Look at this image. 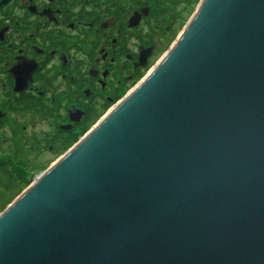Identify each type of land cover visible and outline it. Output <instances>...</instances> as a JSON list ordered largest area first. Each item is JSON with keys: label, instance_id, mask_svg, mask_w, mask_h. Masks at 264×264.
Masks as SVG:
<instances>
[{"label": "water", "instance_id": "obj_1", "mask_svg": "<svg viewBox=\"0 0 264 264\" xmlns=\"http://www.w3.org/2000/svg\"><path fill=\"white\" fill-rule=\"evenodd\" d=\"M0 264H264V0H203L0 214Z\"/></svg>", "mask_w": 264, "mask_h": 264}, {"label": "flooded vegetation", "instance_id": "obj_2", "mask_svg": "<svg viewBox=\"0 0 264 264\" xmlns=\"http://www.w3.org/2000/svg\"><path fill=\"white\" fill-rule=\"evenodd\" d=\"M202 2L0 0V171L54 166L144 82Z\"/></svg>", "mask_w": 264, "mask_h": 264}, {"label": "rangeland", "instance_id": "obj_3", "mask_svg": "<svg viewBox=\"0 0 264 264\" xmlns=\"http://www.w3.org/2000/svg\"><path fill=\"white\" fill-rule=\"evenodd\" d=\"M13 140L12 141H17L18 139H16V138H12ZM16 156H18L19 158H25V156H26V153L24 152V151H21L20 153H19V155H18V153H17V155ZM27 157V156H26ZM13 158H15V157H13ZM54 157H46L45 159H44V161L46 162V163H48V162H50V160H52ZM16 159H17V157H16ZM21 159H19L20 160V162H22V160ZM18 160V159H17ZM54 164V163H53ZM52 164V165H53ZM51 165V166H52ZM17 173H20L21 175H23V177H24V180L26 181V182H32V177H31V173H35V174H37L38 176L39 175H41L42 173H44L45 172V170H39V171H31L30 169L25 173V171H23V170H19V171H16ZM30 173V174H29ZM29 174V175H28ZM31 185H27V187L29 188ZM28 188H25V190H27ZM24 190V191H25ZM23 191V192H24ZM22 192V193H23ZM14 193H15V190H12V191H10V192H7V191H4V189L2 188V187H0V214H2L6 209H7V207L8 206H10L18 197H17V194H15L14 195Z\"/></svg>", "mask_w": 264, "mask_h": 264}, {"label": "trees", "instance_id": "obj_4", "mask_svg": "<svg viewBox=\"0 0 264 264\" xmlns=\"http://www.w3.org/2000/svg\"><path fill=\"white\" fill-rule=\"evenodd\" d=\"M0 181H3L4 187L9 192L15 190L14 195L17 194V197L22 194L25 188H28L27 182L22 181L15 171H0Z\"/></svg>", "mask_w": 264, "mask_h": 264}]
</instances>
